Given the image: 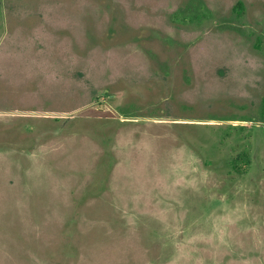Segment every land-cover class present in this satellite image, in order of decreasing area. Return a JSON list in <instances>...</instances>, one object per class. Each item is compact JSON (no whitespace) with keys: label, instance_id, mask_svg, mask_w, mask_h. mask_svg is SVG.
<instances>
[{"label":"rangeland","instance_id":"1","mask_svg":"<svg viewBox=\"0 0 264 264\" xmlns=\"http://www.w3.org/2000/svg\"><path fill=\"white\" fill-rule=\"evenodd\" d=\"M0 264H264V0H0Z\"/></svg>","mask_w":264,"mask_h":264},{"label":"trees","instance_id":"2","mask_svg":"<svg viewBox=\"0 0 264 264\" xmlns=\"http://www.w3.org/2000/svg\"><path fill=\"white\" fill-rule=\"evenodd\" d=\"M243 8V4H242V2L241 1H239V2H237V4H236V10H241ZM200 16L201 15H199V14H196V15H194V16H191V15H189V14H184V19H192V18H196V19H199L200 20ZM178 20V19H177ZM256 45H258L257 43H256ZM249 159H248V157L247 156H245L244 158H243V160H239L238 158H236V157H234V158H232L231 159V165H232V167L234 168V170L236 171V172H238V173H244L245 171H246V167L248 166V164H249Z\"/></svg>","mask_w":264,"mask_h":264}]
</instances>
